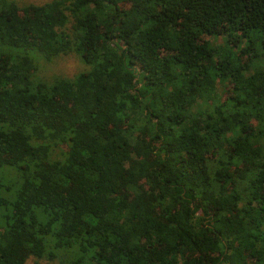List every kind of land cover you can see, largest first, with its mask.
Returning <instances> with one entry per match:
<instances>
[{
  "label": "trees",
  "instance_id": "1",
  "mask_svg": "<svg viewBox=\"0 0 264 264\" xmlns=\"http://www.w3.org/2000/svg\"><path fill=\"white\" fill-rule=\"evenodd\" d=\"M43 261L264 264V0H0V264Z\"/></svg>",
  "mask_w": 264,
  "mask_h": 264
},
{
  "label": "rangeland",
  "instance_id": "2",
  "mask_svg": "<svg viewBox=\"0 0 264 264\" xmlns=\"http://www.w3.org/2000/svg\"><path fill=\"white\" fill-rule=\"evenodd\" d=\"M14 1L19 3L20 5H28V4L44 5L53 0H14ZM222 42H223L222 37L218 39L212 38V43L214 45H220ZM39 62L41 63V72L43 76L46 75V77L50 80L56 78L57 80H61L60 78H74L87 70L86 65L83 63L80 56L76 54L67 57L55 58L52 61H46L45 59L40 58ZM29 264H35V263L30 262ZM41 264H48V262L43 261Z\"/></svg>",
  "mask_w": 264,
  "mask_h": 264
}]
</instances>
